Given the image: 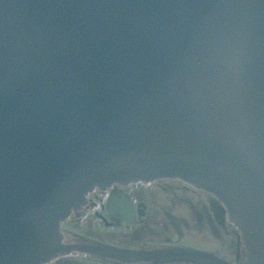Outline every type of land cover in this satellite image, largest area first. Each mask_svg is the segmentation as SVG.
Returning a JSON list of instances; mask_svg holds the SVG:
<instances>
[{
	"label": "water",
	"instance_id": "obj_1",
	"mask_svg": "<svg viewBox=\"0 0 264 264\" xmlns=\"http://www.w3.org/2000/svg\"><path fill=\"white\" fill-rule=\"evenodd\" d=\"M212 192L264 264V0H0V264H40L94 186Z\"/></svg>",
	"mask_w": 264,
	"mask_h": 264
},
{
	"label": "flooded vegetation",
	"instance_id": "obj_2",
	"mask_svg": "<svg viewBox=\"0 0 264 264\" xmlns=\"http://www.w3.org/2000/svg\"><path fill=\"white\" fill-rule=\"evenodd\" d=\"M43 264H243L239 229L213 195L175 178L93 188Z\"/></svg>",
	"mask_w": 264,
	"mask_h": 264
}]
</instances>
